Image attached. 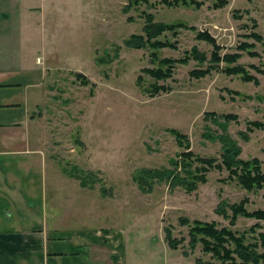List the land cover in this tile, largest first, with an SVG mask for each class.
I'll return each mask as SVG.
<instances>
[{
  "label": "rangeland",
  "instance_id": "1",
  "mask_svg": "<svg viewBox=\"0 0 264 264\" xmlns=\"http://www.w3.org/2000/svg\"><path fill=\"white\" fill-rule=\"evenodd\" d=\"M225 1L223 7L214 8L215 0H203L199 7L169 6L163 0H45L41 15L24 17L23 49L41 46L47 62L56 67L47 79L46 96L33 110L32 142L50 163L51 174L64 180L59 188L52 182L47 187L56 206L47 209L49 218L59 215L67 225L83 220L92 226L105 223L124 228L127 252L137 258L162 257L163 228L169 226L172 235L181 239L175 253L186 251L193 259L216 261L210 252L202 251L200 243L189 248V226L179 224L180 216L214 221L218 228L237 232L259 223L254 234L247 235L264 233L262 220L237 216L230 225L229 209L225 207L227 217L215 212L221 202L242 199H247L249 211L264 208V184L246 190L228 178L223 167L208 169L205 181L197 182L191 191L179 186L169 189L165 181L142 191L133 179L139 169L170 168V159L186 150L168 128L186 135L188 150L217 162L220 143L203 133L226 132L240 147L239 157L257 158L264 172V0ZM148 13L155 22L184 25L159 37L173 43V48L124 44L130 35L142 34ZM198 31L215 38L222 46L221 55L240 53L230 65H242L254 79L217 70L201 77L191 75L192 70L208 66L213 50L209 42L196 37ZM252 31L260 34V41L245 37ZM244 41L254 44L249 50L257 55L236 48ZM194 46L207 60L201 63L188 57L178 62ZM162 58L176 62L169 77L156 80L165 90L151 94L155 79L143 69L163 67L158 63ZM75 73L89 83L83 84ZM211 113L219 117L217 123ZM226 114L236 118L224 120ZM252 121L263 126L249 131ZM78 176L88 178L87 186L80 185Z\"/></svg>",
  "mask_w": 264,
  "mask_h": 264
},
{
  "label": "crops",
  "instance_id": "2",
  "mask_svg": "<svg viewBox=\"0 0 264 264\" xmlns=\"http://www.w3.org/2000/svg\"><path fill=\"white\" fill-rule=\"evenodd\" d=\"M44 2L0 0V264H195L164 238L162 257L137 258L127 252L124 228L83 220L67 225L61 216L47 215V209H56L47 195L49 182L59 188L64 180L51 174L50 163L32 142L33 110L46 96L56 67L41 46L26 52L22 43L24 17L41 15Z\"/></svg>",
  "mask_w": 264,
  "mask_h": 264
},
{
  "label": "trees",
  "instance_id": "3",
  "mask_svg": "<svg viewBox=\"0 0 264 264\" xmlns=\"http://www.w3.org/2000/svg\"><path fill=\"white\" fill-rule=\"evenodd\" d=\"M203 0H163V2L169 6L178 4L188 5L192 4L195 7H199ZM227 1L215 0L214 8L223 7ZM145 23L142 27V34H132L124 41V44L132 48H143L145 45L156 48L174 47L175 45L167 40L159 39L160 35L164 32L172 31L184 27L183 24H167L162 22H155L153 15L148 13L145 15ZM247 38H254L255 40H261L260 34L257 32H250L244 34ZM196 37L201 40L209 42L212 47V53L210 59H206L204 53L200 52L197 47H192L188 51L187 55L183 59H179L178 62H186L188 57L194 58L199 62L206 61L208 66L205 69H194L191 71V75L196 77L205 76L211 70H217L228 75L241 74L243 79H254L248 75L244 67L240 64H233L239 57L240 53H224L220 54L222 49L215 38L207 31H198ZM253 43H247L246 41L240 42L236 48L240 51L248 50L249 55H257L254 51L249 50V47H253ZM176 61L170 58H162L158 63L163 67L156 68H144L143 71L149 74L155 79V82L150 86V93L156 94L160 91H164L165 88L162 85H157L156 80L167 78L171 75L172 66ZM223 62V66L220 63ZM78 78H81L83 84H88L89 80L82 74L75 73ZM212 116V120L217 123V117L214 113L209 114ZM224 120H231L236 118L234 114L222 115ZM263 123L252 121L248 122V130L252 128H260ZM176 139L178 145H183L185 151L177 154V157L170 159V168L159 169H139L133 176L137 185L142 191H150L152 184L156 181H165L168 184L169 189H174L179 186L186 191L195 189L197 182H204V173L213 167H223L228 171V178H234L238 184L246 189H260L264 184V172L261 170L260 161L257 158H251L248 160L241 159L239 154L241 152L237 143L226 132L212 133L208 130V133H203L208 139L216 140L220 143V161L213 157H201L188 150L189 141L186 135L181 133L175 128H168ZM243 138H247V134L240 133ZM197 162L198 165H194ZM80 172V171H79ZM81 186H87L88 178L78 176ZM264 197V196H263ZM247 199H242L239 203L223 204L219 203V206L215 209V212L227 217L226 209L231 211V217L229 224L234 225L237 216H244L246 218H254L264 221V208H258L255 210L246 209ZM178 222L181 225H188V245L193 250L198 243L201 244L202 251L204 253H211V258L216 261H205L200 257L195 258V264H264V233L258 232L256 236H253L255 229L260 227L259 223L251 225L243 232L232 231L229 227L223 226L218 228L214 221L206 222L200 220H189L184 216L178 218ZM164 240L168 247L171 249H177L181 243V239H177L172 235L171 227L165 226ZM253 233L251 237H248L247 233ZM262 248V250H260ZM184 255L189 253L183 251Z\"/></svg>",
  "mask_w": 264,
  "mask_h": 264
}]
</instances>
